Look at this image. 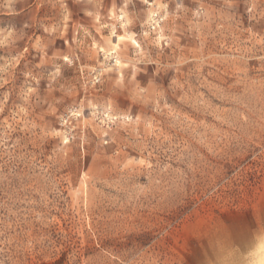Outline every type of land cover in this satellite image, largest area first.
Instances as JSON below:
<instances>
[{
	"label": "rangeland",
	"instance_id": "obj_1",
	"mask_svg": "<svg viewBox=\"0 0 264 264\" xmlns=\"http://www.w3.org/2000/svg\"><path fill=\"white\" fill-rule=\"evenodd\" d=\"M0 264H264V0H0Z\"/></svg>",
	"mask_w": 264,
	"mask_h": 264
}]
</instances>
